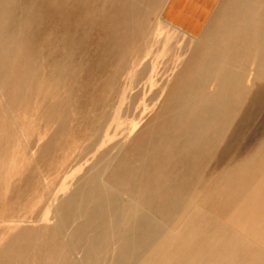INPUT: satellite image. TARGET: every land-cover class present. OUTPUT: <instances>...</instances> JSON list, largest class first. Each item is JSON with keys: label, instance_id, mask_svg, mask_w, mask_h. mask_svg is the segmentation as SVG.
I'll return each mask as SVG.
<instances>
[{"label": "rangeland", "instance_id": "374dc122", "mask_svg": "<svg viewBox=\"0 0 264 264\" xmlns=\"http://www.w3.org/2000/svg\"><path fill=\"white\" fill-rule=\"evenodd\" d=\"M43 1L0 0V264H87L91 230L76 231L69 201L92 175L111 207L137 208L162 228L144 264H264V227L244 215L264 172L259 62L219 72L161 22L160 1L109 0L106 15L123 9L132 17L119 23L145 28L139 39L118 35L120 67L116 53L97 66L93 23L65 30L44 9L37 22ZM20 238L33 243L24 255ZM118 246L113 238L91 264H111Z\"/></svg>", "mask_w": 264, "mask_h": 264}, {"label": "bare ground", "instance_id": "6f19581e", "mask_svg": "<svg viewBox=\"0 0 264 264\" xmlns=\"http://www.w3.org/2000/svg\"><path fill=\"white\" fill-rule=\"evenodd\" d=\"M102 1H105L107 3V1L109 0H44L43 5L41 6V8H39V10H41L39 11V13L41 12V14H39L37 22H40L42 20L44 16V13L42 11L44 9L47 11V17L49 18L48 22L52 23L54 26H61L65 30H76L75 26L77 20H86V22L88 21L90 23H93L94 29H92V35L86 40L93 43V57L95 58V60H97V66H102L104 64L105 60L103 59H105V57H107L111 53H116L119 60L118 66L120 67L123 59L126 56L123 54L122 44L118 42V35H125V32L128 31L133 33L135 36H137V39H139V36L144 32L145 24L143 22L126 23V25H123V23H119L118 20L127 19L130 16L132 17V15H130L131 13L126 16L123 9V11L121 10L120 12H118L117 9H113V13L108 16L103 10L104 4L102 5ZM26 11L29 10L27 9ZM100 20H113V22L105 23L101 22ZM124 27H126V29H124ZM9 46L12 45L9 44ZM9 52L11 53V51ZM3 76H5V74ZM27 78V75H19L20 82H26ZM20 91L18 90L19 93L15 91L12 94V97L10 98V101L12 103L14 102V100L20 97ZM104 136L102 138H104L105 140L106 138ZM184 171H186V169ZM103 176H105V174ZM175 178L176 177H174V180ZM174 183L175 182H173L172 184ZM83 188L84 193L82 198L79 199L78 203L75 200L73 201L72 198L69 201L70 208H72L74 215L78 216L82 222L80 226L78 225L79 227L76 229V231H78L82 227L87 226L91 230V237L84 241L82 249H80L82 250L83 262L91 264L98 256V249L101 246L107 248L113 238H118L119 246L115 249L113 248L114 251L112 252L113 259L111 264H144L145 259L150 255V249L161 241L162 228L159 226L157 221L148 217L144 212H140L138 210L135 211V209L137 208L133 209L130 206H125L123 210H117L116 208L111 207L109 203L110 198H108L106 190L100 185L96 184L94 175L89 178L87 184L83 185ZM133 189L134 188H132V190ZM136 196L138 199H140L138 197L140 195ZM244 198L247 199L248 204H254L255 206L254 210H250L248 207L245 208L244 215L246 217H249L250 214L254 215L257 218L256 226H258L259 228L264 227V172L260 175L257 183L247 189ZM132 201L134 203V200ZM147 201L150 202L152 200ZM165 223L164 225H166ZM15 243L17 250L20 251L23 255L26 251H30L33 245V243H30L29 245L28 241L25 238H20L19 240H16ZM100 256L101 255H99V257Z\"/></svg>", "mask_w": 264, "mask_h": 264}, {"label": "crops", "instance_id": "0c3cea01", "mask_svg": "<svg viewBox=\"0 0 264 264\" xmlns=\"http://www.w3.org/2000/svg\"><path fill=\"white\" fill-rule=\"evenodd\" d=\"M158 1L161 22L193 42L194 56L216 59L219 72L248 73L259 62L264 80V0Z\"/></svg>", "mask_w": 264, "mask_h": 264}]
</instances>
